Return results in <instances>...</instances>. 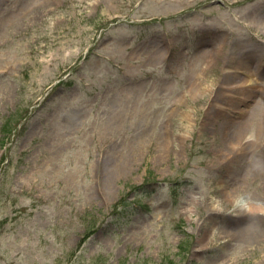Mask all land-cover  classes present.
Returning <instances> with one entry per match:
<instances>
[{
    "label": "rangeland",
    "instance_id": "rangeland-1",
    "mask_svg": "<svg viewBox=\"0 0 264 264\" xmlns=\"http://www.w3.org/2000/svg\"><path fill=\"white\" fill-rule=\"evenodd\" d=\"M240 57L256 87L229 113ZM244 202L264 0H0V264H264Z\"/></svg>",
    "mask_w": 264,
    "mask_h": 264
},
{
    "label": "bare ground",
    "instance_id": "bare-ground-1",
    "mask_svg": "<svg viewBox=\"0 0 264 264\" xmlns=\"http://www.w3.org/2000/svg\"><path fill=\"white\" fill-rule=\"evenodd\" d=\"M230 71V79L224 83V98L226 100V104L229 105L226 106L225 110H227L229 113L233 112V108H231V103L234 102V105L237 104H244L248 100L252 99L254 97V90L253 88L256 87V85L250 84V79L253 74H251L252 68H250V64H248V61L242 57L238 58L237 61H235V64L231 67ZM241 75H245V77H241ZM233 100V101H232ZM224 109V107H222ZM233 204L235 201L233 200ZM264 203H243V206L246 209L251 210H264Z\"/></svg>",
    "mask_w": 264,
    "mask_h": 264
}]
</instances>
